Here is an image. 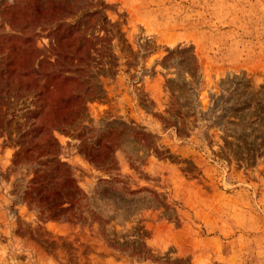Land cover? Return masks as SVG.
<instances>
[{
    "label": "rangeland",
    "instance_id": "374dc122",
    "mask_svg": "<svg viewBox=\"0 0 264 264\" xmlns=\"http://www.w3.org/2000/svg\"><path fill=\"white\" fill-rule=\"evenodd\" d=\"M0 264H264V0H0Z\"/></svg>",
    "mask_w": 264,
    "mask_h": 264
}]
</instances>
